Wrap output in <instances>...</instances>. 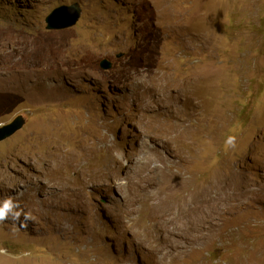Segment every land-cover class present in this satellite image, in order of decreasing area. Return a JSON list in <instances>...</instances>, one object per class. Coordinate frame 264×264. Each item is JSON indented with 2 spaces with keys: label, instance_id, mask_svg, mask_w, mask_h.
<instances>
[{
  "label": "rangeland",
  "instance_id": "obj_1",
  "mask_svg": "<svg viewBox=\"0 0 264 264\" xmlns=\"http://www.w3.org/2000/svg\"><path fill=\"white\" fill-rule=\"evenodd\" d=\"M75 4L76 26L47 29ZM170 106L193 131L182 156L157 132ZM20 116L0 143V264L264 260V0H0V128Z\"/></svg>",
  "mask_w": 264,
  "mask_h": 264
},
{
  "label": "bare ground",
  "instance_id": "obj_2",
  "mask_svg": "<svg viewBox=\"0 0 264 264\" xmlns=\"http://www.w3.org/2000/svg\"><path fill=\"white\" fill-rule=\"evenodd\" d=\"M180 97V96H179ZM175 98H177V97H175ZM174 98V99H175ZM173 99V100H174ZM170 101V100H169ZM171 101H172V99H171ZM169 104V103H168ZM159 105V104H158ZM159 107V106H158ZM171 108H172V106H170L169 107V109L166 111V113H164L165 115L163 116V118L161 119V121L164 123V126H160L159 128H158V130H157V132H159V134H161L162 136H164L165 138H167L168 140H170V142L171 143H173L174 145L176 144V148H177V152H179L180 154V156H182V152H183V149L186 147V146H188V144H189V140L192 138V130L191 129H188L187 128V126L185 125V124H183V123H180L179 121H178V119H176L177 118V116H175V114H174V112H173V110L171 111ZM152 109V108H151ZM150 109V110H151ZM166 116H168L167 118H170L171 119V121H170V119L169 120H167V118H166ZM174 121V128L175 129H170V127H172V122ZM51 131H55L54 129H52ZM45 132V131H44ZM48 133V132H47ZM47 133H45V134H43V135H41V137H40V141H41V143H40V147H42V148H47V146H48V143L51 141V139H52V136L51 135H49L50 134V132H49V134H47ZM53 135H54V133H52ZM31 138V137H30ZM31 140V139H30ZM29 140V141H30ZM32 140H33V138H32ZM38 140V141H39ZM64 141H66V142H68V143H70L71 141H72V137L71 136H66L65 137V139H63ZM161 140V139H160ZM28 141V140H27ZM34 141V140H33ZM36 141H37V139H36ZM39 141V142H40ZM97 141V140H96ZM32 142V141H31ZM35 142V141H34ZM165 142V141H164ZM167 142V141H166ZM73 143V142H72ZM71 143V144H72ZM95 143V142H94ZM93 143V144H94ZM27 144V143H26ZM100 144V143H99ZM170 144V143H169ZM28 145V144H27ZM30 145H32V144H30ZM30 145H28V146H30ZM98 145V144H97ZM171 145V144H170ZM39 146V145H38ZM99 146V145H98ZM146 146V145H145ZM147 148V147H146ZM98 149L99 148H96L95 146H93V150H92V147L91 146H86L85 145V148L83 147L82 149H81V151H79V152H74V151H72V152H69V151H67L65 154V156L63 157V165L62 166H69L70 168H75L77 171H79L82 167H84L83 166V164H82V162L84 161H87L88 160V158H90L91 156H89L88 157V155H87V152L88 151H90L91 152V150H92V152L91 153H95V152H97L98 151ZM152 149V148H151ZM150 148H148V152H149V154L150 155H153L154 154V152L151 150ZM155 155V154H154ZM157 155V154H156ZM176 155V154H175ZM178 155V154H177ZM53 158V157H52ZM159 159V158H158ZM182 160V159H181ZM69 169V168H68ZM83 175V174H82ZM92 175V174H91ZM232 175V174H231ZM84 176L85 177H82L81 176V178H82V180L83 181H92L91 179H89L88 177V174H87V172L86 173H84ZM236 176H237V174H236ZM233 179V178H232ZM233 181V180H232ZM229 182V181H228ZM220 189H223L222 191H225V189H227V184H226V186L224 185V184H222L221 185V187H220ZM210 192V191H209ZM230 194V193H229ZM218 195V194H217ZM222 195V194H221ZM224 195V194H223ZM213 196V195H212ZM211 196V194H207L206 195V201H207V205L206 206H201L200 204V206H198V207H195L192 211H195L196 213L193 215V219H194V221H196L195 220V218H200L198 221H204V220H207V219H210L211 218V216L215 213V211H213V208L211 209H209L208 207H209V201L211 200V198H213ZM229 196V195H228ZM227 196V197H228ZM231 197V196H230ZM219 198V197H218ZM231 200V199H230ZM226 201V200H225ZM222 203V202H221ZM224 203H226V202H224ZM197 204V203H196ZM202 204V203H201ZM219 205V204H218ZM223 206H225V205H223ZM215 207V206H214ZM194 213V212H193ZM193 213H191V214H193ZM187 216V215H186ZM197 222V221H196ZM186 224V223H185ZM187 226V225H186ZM196 226L197 227H199L200 226V224L197 222V224H196ZM193 227V226H192ZM166 244V247L168 248V247H171L172 246V243L171 242H166L165 243ZM165 247V246H164ZM237 264H241V263H237ZM258 264H264V260H262V259H259V262H258Z\"/></svg>",
  "mask_w": 264,
  "mask_h": 264
},
{
  "label": "water",
  "instance_id": "obj_3",
  "mask_svg": "<svg viewBox=\"0 0 264 264\" xmlns=\"http://www.w3.org/2000/svg\"><path fill=\"white\" fill-rule=\"evenodd\" d=\"M81 14L82 10L79 4L57 8L46 19L47 29L50 31L70 29L77 25L81 18ZM101 68L110 70L112 68V62L107 59L103 60L101 62ZM25 124L26 118L20 116L11 124L0 128V143L21 131Z\"/></svg>",
  "mask_w": 264,
  "mask_h": 264
}]
</instances>
